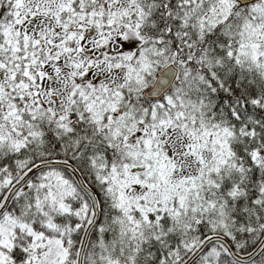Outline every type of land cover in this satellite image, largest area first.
I'll use <instances>...</instances> for the list:
<instances>
[{
	"label": "snow or ice",
	"instance_id": "snow-or-ice-1",
	"mask_svg": "<svg viewBox=\"0 0 264 264\" xmlns=\"http://www.w3.org/2000/svg\"><path fill=\"white\" fill-rule=\"evenodd\" d=\"M0 264H264V0H0Z\"/></svg>",
	"mask_w": 264,
	"mask_h": 264
}]
</instances>
